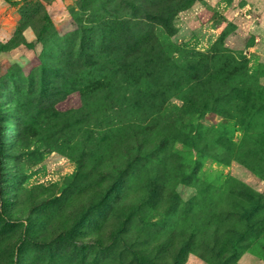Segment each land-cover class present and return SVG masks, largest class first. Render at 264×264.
<instances>
[{"label":"rangeland","instance_id":"rangeland-1","mask_svg":"<svg viewBox=\"0 0 264 264\" xmlns=\"http://www.w3.org/2000/svg\"><path fill=\"white\" fill-rule=\"evenodd\" d=\"M0 264H264V0H0Z\"/></svg>","mask_w":264,"mask_h":264}]
</instances>
